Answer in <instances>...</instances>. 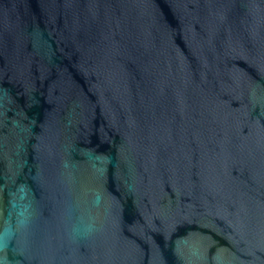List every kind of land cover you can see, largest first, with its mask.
Returning a JSON list of instances; mask_svg holds the SVG:
<instances>
[{"label":"water","instance_id":"1","mask_svg":"<svg viewBox=\"0 0 264 264\" xmlns=\"http://www.w3.org/2000/svg\"><path fill=\"white\" fill-rule=\"evenodd\" d=\"M0 264H264V0H0Z\"/></svg>","mask_w":264,"mask_h":264}]
</instances>
